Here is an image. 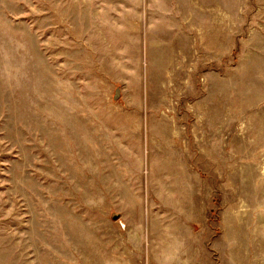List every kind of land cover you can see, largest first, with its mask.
Returning a JSON list of instances; mask_svg holds the SVG:
<instances>
[{
	"label": "rangeland",
	"instance_id": "374dc122",
	"mask_svg": "<svg viewBox=\"0 0 264 264\" xmlns=\"http://www.w3.org/2000/svg\"><path fill=\"white\" fill-rule=\"evenodd\" d=\"M0 264H264V0H0Z\"/></svg>",
	"mask_w": 264,
	"mask_h": 264
}]
</instances>
